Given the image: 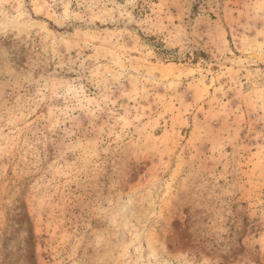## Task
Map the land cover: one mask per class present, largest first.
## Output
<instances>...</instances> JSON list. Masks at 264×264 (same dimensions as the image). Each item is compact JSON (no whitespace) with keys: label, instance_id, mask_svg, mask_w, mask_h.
Returning <instances> with one entry per match:
<instances>
[{"label":"rangeland","instance_id":"rangeland-1","mask_svg":"<svg viewBox=\"0 0 264 264\" xmlns=\"http://www.w3.org/2000/svg\"><path fill=\"white\" fill-rule=\"evenodd\" d=\"M0 264H264V0H0Z\"/></svg>","mask_w":264,"mask_h":264}]
</instances>
